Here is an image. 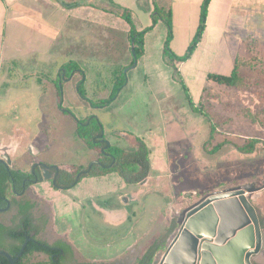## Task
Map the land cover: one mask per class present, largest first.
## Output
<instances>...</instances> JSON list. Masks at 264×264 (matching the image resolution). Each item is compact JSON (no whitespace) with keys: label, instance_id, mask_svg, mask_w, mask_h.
<instances>
[{"label":"rangeland","instance_id":"1","mask_svg":"<svg viewBox=\"0 0 264 264\" xmlns=\"http://www.w3.org/2000/svg\"><path fill=\"white\" fill-rule=\"evenodd\" d=\"M169 1L154 0L152 4L151 0H82L99 8L88 9L85 30L88 45L82 53L55 54L44 47L39 54H20L9 46L1 49L0 146L14 152V162H29L31 146L39 153L37 159L71 172L88 166L99 154L78 140L75 129L77 120L90 116L101 123L109 144L132 151L136 146L127 144L123 138L131 133L149 146V163L157 141L165 144L166 156L171 158L168 173L173 185L168 193L158 189L145 192V187L124 182L115 172L106 177H84L71 189L92 194L84 201L83 225L86 230L88 222L96 225L105 237L113 225L102 218L119 205L117 196L139 190V198L128 206L130 214L133 211L143 214L136 232L149 227L155 210L167 214L172 196L180 192L182 196L175 204L181 210L202 195L230 186H251L254 204L262 210L264 220V0H231L224 6V15L218 22L215 17L219 6L213 4L211 18L206 21L203 38L197 44L201 68L195 71L183 68L181 72L195 110L190 108L181 84L165 62L163 46L167 31L160 21L146 32L153 30L149 37L158 36L161 40V47L153 48L157 57L154 61L163 60L169 67L163 66V70H172L173 82L167 84L169 92H163L144 107L145 95L141 90L145 86L144 77H152L150 67L154 62L138 58L135 65L131 64L133 45L126 33L127 23L115 15L128 11L136 26L143 28L151 22L154 3L166 10ZM196 20L195 13L191 30L175 23L169 47L176 54L189 45ZM214 49L219 50L220 57L232 58L231 68L234 58L242 57L239 85L227 86L206 78L207 73L223 74L221 69L208 68L211 55L208 50ZM71 61L75 62V70L60 75L62 65ZM122 68L125 85L116 99L105 107H93L88 100L107 98L116 73ZM82 79L88 100L77 92V83ZM149 80L146 82L152 81ZM249 143L252 151L243 152L240 148ZM151 174H156L154 167ZM38 189L41 190L39 186ZM53 189L49 190L50 195L64 197ZM42 194L45 195L43 190ZM130 219L133 224L131 216ZM104 225L110 228L105 230ZM122 227L127 232L132 226L125 222ZM87 235L92 242H99L93 231L88 230ZM75 255L83 260L78 253Z\"/></svg>","mask_w":264,"mask_h":264},{"label":"crops","instance_id":"2","mask_svg":"<svg viewBox=\"0 0 264 264\" xmlns=\"http://www.w3.org/2000/svg\"><path fill=\"white\" fill-rule=\"evenodd\" d=\"M201 1L202 0L169 1L168 8L171 11L172 38L175 23H182L183 28L191 30L192 16L196 13L197 22L194 28L195 33L199 21ZM73 2H79L80 4L74 7H68L63 4ZM151 2L153 4V0H151ZM230 2L231 0H211L208 6L206 21H209L211 18L210 12L213 4L219 6L216 12L215 21H221V17L225 12L223 8L224 6H228ZM88 9L98 10L99 8L93 2L86 3L82 2V0H0V53L1 49H5L6 46L14 48L15 51L20 54H39L41 47L48 48L49 51H54L55 54H71L72 52L82 53V51H86L88 45L85 33ZM152 13L150 14L151 22L147 26H150L152 23ZM115 15L116 17H121L120 14ZM158 21L162 22L161 20ZM132 22L137 30H142L147 27L139 28L136 26L134 19ZM61 23L63 26L60 25ZM72 24H74V27H72ZM125 29L126 33H128V23L127 28ZM152 31L153 30L143 34V54L140 57L141 60L144 59L148 63H150V61L154 62L150 67L152 77H144L145 86L144 89L141 90V93L145 95L143 100L144 107L150 105L152 99L162 96L163 92H169L167 84H169L170 81L173 82L171 78L172 70L169 69V71L166 72L163 70V66L166 68L168 67L163 63V60L158 59L154 61L157 57L154 56L155 53L153 48L159 49L161 47V40H158V36L149 37V34H151ZM160 35L161 39H163V35ZM202 38L203 36L201 37V40ZM239 45L242 46L241 41H239ZM198 49L197 45L191 57L178 65V70L181 75L183 68L191 71L201 68L199 63L200 55H197L200 49ZM184 52L181 54L174 53L176 55H182ZM218 52L219 50L217 51V49L212 51L208 50V54H211L207 60L208 68L213 67L214 69H221L223 75H228L232 70V58L230 56L228 59L222 58L218 55ZM238 57L241 56L234 58L233 66ZM146 80H149L150 82L147 83ZM123 138L127 144L132 146L137 145V137L133 134L129 133ZM155 145L154 149L156 151L150 161V172L148 177L141 183L135 184L140 187H145V192H148L150 189H158L161 193L164 191L165 193H168L169 188L173 187V185H171V176L168 173L169 166H171V158L166 156V146L163 141H157ZM146 147L148 149V154H150L151 148L149 146ZM152 167H154L156 172L154 176L151 174ZM111 173L103 176L89 177H106ZM81 180L79 182H81ZM79 182H77V184ZM46 183L47 185H45ZM38 186L41 188V190L38 189V191L41 194L42 190L45 192V195H42L52 207L51 229L53 233L57 237H62L70 245L75 254L78 253L81 259L88 264H137L151 245H158L156 252L164 250L166 243H168L167 240L169 236L176 227L174 222H176L177 213L180 211V206L175 204L176 199L179 196H182L181 192L179 195L172 196L173 200L169 204L167 214L155 210V216L150 219L149 227L136 232L138 230L137 227L143 218V214L141 212L136 214L135 211L130 214L128 206L131 202L136 201L139 198L140 190L131 193L125 192L124 194L118 195L117 200L119 205L111 208L108 213H106V217L102 218L113 225V227L111 226V229H109V226H102L105 230L109 229L106 232L107 235L105 237V235H103L104 231H99L98 228H96V225L88 222L87 230L83 225L86 222V219H84V201L92 196L91 193L88 194V192H85L84 190L71 192L73 187L65 191H59L53 189L48 182H43ZM50 189L63 194L64 197L61 198L60 196L55 197L54 195H50ZM126 197L129 198V200H126ZM259 212L262 213V210L259 209ZM130 216L133 224L132 222L130 223ZM125 222L129 227L132 226L130 227L131 231L126 230L127 232H125L121 229ZM88 230L94 232L95 237L94 235L93 237L99 242H92V239L87 235Z\"/></svg>","mask_w":264,"mask_h":264},{"label":"flooded vegetation","instance_id":"3","mask_svg":"<svg viewBox=\"0 0 264 264\" xmlns=\"http://www.w3.org/2000/svg\"><path fill=\"white\" fill-rule=\"evenodd\" d=\"M8 150L9 147L0 146V264H10L2 252L14 264H88L77 259L70 245L50 229L52 207L37 188L48 182L56 190H68L73 186L67 187L64 181L71 171L37 159L39 153L32 155L29 162H14V152ZM83 170L76 171L75 178ZM259 224L263 249L253 264H264V220L260 212Z\"/></svg>","mask_w":264,"mask_h":264},{"label":"water","instance_id":"4","mask_svg":"<svg viewBox=\"0 0 264 264\" xmlns=\"http://www.w3.org/2000/svg\"><path fill=\"white\" fill-rule=\"evenodd\" d=\"M131 53L135 65L133 47ZM28 150L37 153L31 146ZM252 191L251 186H230L182 208L168 243L155 253L151 264H253L263 249V232Z\"/></svg>","mask_w":264,"mask_h":264},{"label":"trees","instance_id":"5","mask_svg":"<svg viewBox=\"0 0 264 264\" xmlns=\"http://www.w3.org/2000/svg\"><path fill=\"white\" fill-rule=\"evenodd\" d=\"M211 0H202L199 11V21L195 30V33L187 46L185 52L182 55H176L169 47V43L172 38V22H171V11L169 8L164 10L162 7H158L154 3L153 13H152V23L150 26L145 27L142 30H137L130 18L129 12L120 14L121 18L124 19L129 25L128 37L133 45L134 57L136 59L140 58L143 54V34L152 28V26L161 20L166 25V38L163 46V56L167 65H169L173 70V78L176 79L185 92L187 102L192 110L196 107L192 103V99L188 93V89L184 81L182 80L181 74L178 70V65L182 62L188 60L193 54L197 44L201 40L203 31L206 25V17L208 6ZM154 2V0H153ZM68 7H74L80 4L79 2L73 3H63ZM242 61V57H238L235 60L234 66L228 75L208 73L206 78L208 80H213L219 84H224L227 86H237L241 81V75L239 73V63ZM134 63V58L131 64ZM75 62H68L62 65L60 68V75H64L74 71ZM125 75L123 73V68L116 73L115 79L113 81L111 91L107 98L97 100L92 102L88 100L85 96L83 83L84 79L77 83V92L82 99L88 100V102L94 107H105L110 102L116 99L120 90L125 85ZM59 93L61 95L60 83L57 84ZM89 121V122H88ZM76 136L77 138L91 149L98 151L100 158L96 161H92L86 167H78L76 171L82 169L83 172L75 178L76 172L67 173L68 179H66L65 185L67 187L74 186L83 177L89 176H103L111 172L117 173L126 183H141L144 181L150 172V163L148 159V149L146 145L137 138L136 148L132 151L124 150L115 145L107 144V141L103 136V128L101 123L97 120L95 116L87 117L85 120H77L76 124ZM214 149L216 147H213ZM213 149V150H214ZM243 152L252 151V144H246L240 148ZM7 179V178H6ZM1 191V190H0ZM158 245H151L146 253L141 257L137 264H151L153 257L157 251Z\"/></svg>","mask_w":264,"mask_h":264}]
</instances>
